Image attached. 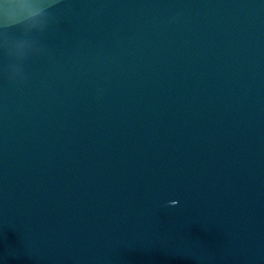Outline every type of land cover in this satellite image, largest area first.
I'll return each instance as SVG.
<instances>
[{"label":"water","instance_id":"1","mask_svg":"<svg viewBox=\"0 0 264 264\" xmlns=\"http://www.w3.org/2000/svg\"><path fill=\"white\" fill-rule=\"evenodd\" d=\"M34 2L0 25V264H264V0Z\"/></svg>","mask_w":264,"mask_h":264},{"label":"clouds","instance_id":"2","mask_svg":"<svg viewBox=\"0 0 264 264\" xmlns=\"http://www.w3.org/2000/svg\"><path fill=\"white\" fill-rule=\"evenodd\" d=\"M42 17V9L34 0H0V25L39 27Z\"/></svg>","mask_w":264,"mask_h":264},{"label":"snow or ice","instance_id":"3","mask_svg":"<svg viewBox=\"0 0 264 264\" xmlns=\"http://www.w3.org/2000/svg\"><path fill=\"white\" fill-rule=\"evenodd\" d=\"M172 202H174V204H176V203H177V201H176L175 199H173V200H172Z\"/></svg>","mask_w":264,"mask_h":264}]
</instances>
